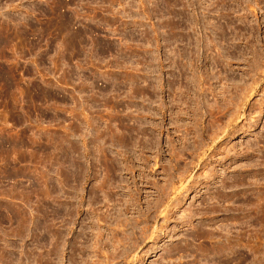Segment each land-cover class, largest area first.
Listing matches in <instances>:
<instances>
[{"label": "rangeland", "instance_id": "1", "mask_svg": "<svg viewBox=\"0 0 264 264\" xmlns=\"http://www.w3.org/2000/svg\"><path fill=\"white\" fill-rule=\"evenodd\" d=\"M263 237L264 0H0V264H264Z\"/></svg>", "mask_w": 264, "mask_h": 264}, {"label": "bare ground", "instance_id": "2", "mask_svg": "<svg viewBox=\"0 0 264 264\" xmlns=\"http://www.w3.org/2000/svg\"><path fill=\"white\" fill-rule=\"evenodd\" d=\"M213 112H214V111H211L210 114H209L211 117H212ZM103 179H104V178H103ZM104 181H105V180H104ZM101 183H102V182H101ZM99 185H100V183H99ZM100 186H101V185H100ZM95 190H96V189H95ZM100 192H101V191H100ZM45 195H46V194H45ZM105 195H106V194H105ZM191 217H192V216H191ZM97 221H98V220H97ZM115 222H116V221H115ZM119 225H120V223H119ZM97 232H98V231H97ZM125 235H126V234H125ZM205 235H206V234H205ZM55 236H56V235H55ZM214 237H215V236H214ZM263 238H264V237H263ZM96 239H97V238H96ZM93 242H94V241H93ZM263 242H264V240H263ZM124 243H125V242H124ZM260 243H261V242H260ZM95 245H96V244H95ZM116 245H118V244H116ZM131 246H132V245H131ZM116 247H117V246H116ZM52 250H53V249H52ZM111 257H112V256H111ZM105 261H106V260H105ZM107 263H108V262H107ZM46 264H47V263H46Z\"/></svg>", "mask_w": 264, "mask_h": 264}]
</instances>
